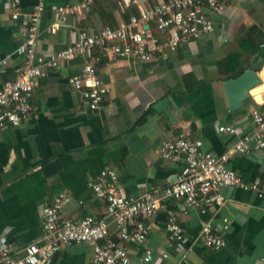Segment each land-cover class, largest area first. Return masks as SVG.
<instances>
[{"label": "crops", "instance_id": "0c3cea01", "mask_svg": "<svg viewBox=\"0 0 264 264\" xmlns=\"http://www.w3.org/2000/svg\"><path fill=\"white\" fill-rule=\"evenodd\" d=\"M39 1L21 0L19 9L30 14ZM44 1L37 51L45 57L76 41L80 30L103 25L89 8L49 31L58 18V4L81 0ZM222 1L225 9L214 16L215 32L181 43L154 60L112 59L96 47L91 62L110 86L100 109L89 108L83 94L68 81L80 72L84 57L46 68V75L37 78L33 90L37 114L19 126L0 128V241L12 243L17 250L42 242V209L60 192L71 197L63 214L75 220L105 216L106 200L96 196L88 184L103 168L117 170L125 195L152 192L161 196L167 185L188 171L183 157L171 161L163 157L165 141L186 133L201 138L206 149L224 154L252 130V114L264 110V105L250 96L242 107L230 109L219 61L241 47L239 40L250 26H264V0ZM13 11L11 0H0V57H9L11 63L0 80L16 77L22 64L16 50L25 38ZM122 11L118 0L116 15ZM258 55L264 56V43L251 58ZM238 66L230 64L223 71L228 76ZM165 97L173 117L154 108ZM227 123L235 125V134L218 129ZM228 166L247 182L264 178V158L257 153H234ZM225 194L228 199L223 205L206 212L191 209L183 213L178 201L166 199V208L176 211L185 235L176 250L169 247L165 224L156 219L157 214L147 219L152 229L144 244L121 240L113 228L111 238L126 247L134 261L146 246L156 253L171 251L162 264H264V197L241 188H228ZM224 217L230 220L226 230ZM204 220L223 233L225 246L214 249L204 244ZM91 255L90 243L64 246L51 264H94Z\"/></svg>", "mask_w": 264, "mask_h": 264}, {"label": "built area", "instance_id": "2783aa9c", "mask_svg": "<svg viewBox=\"0 0 264 264\" xmlns=\"http://www.w3.org/2000/svg\"><path fill=\"white\" fill-rule=\"evenodd\" d=\"M93 1L58 4V18L48 30L54 31L61 23L68 22L70 16L89 9ZM11 3L14 8L12 17L18 20L25 41L16 50L22 58L17 76L0 80V128L19 126L37 114L38 107L33 102L34 85L37 78L46 75L47 67H57L62 62L84 57L80 72L70 76L68 81L83 94L89 108L100 109L110 86L91 62L96 47L112 59L132 57L151 61L166 50L178 49L181 43L215 32L214 16L225 9L222 0H160L153 5L146 0H121L124 10L137 7L138 13L120 21L117 27L84 28L79 31L76 41L45 57L37 51L38 23L45 1L40 0L30 14L20 11L21 0H11ZM152 22L165 33L164 39L153 33ZM10 64L9 57H0V77L8 71ZM252 119V130L241 135L231 151L224 154L206 149L201 138H192L186 133L165 141L161 146L163 157L169 161L183 157L188 171L167 185L161 196L152 192L143 196L125 195L119 186L117 170L103 168L88 184L96 196L106 200L107 214L101 217L87 215L75 220L63 214V207L71 197L60 192L42 209L43 241L28 243L21 250L8 241H0V264H51L62 247L80 243L92 245L90 261L94 264H162L170 258L171 251L156 253L145 246L134 261L127 248L111 238L112 228L121 240L144 244L152 229L147 219L167 209L166 199L178 201V209L189 213L191 209L206 212L211 207L223 205L228 199L225 194L228 188H241L264 197V178L250 183L228 166L230 156L237 152L257 153L264 158V110H255ZM218 129L236 133L232 123L220 125ZM167 213L168 245L176 250L185 235L176 211L167 209ZM223 221V230H226L230 220L224 217ZM201 236L204 244L214 249L227 244L223 233L210 220L202 221Z\"/></svg>", "mask_w": 264, "mask_h": 264}, {"label": "trees", "instance_id": "16d2710c", "mask_svg": "<svg viewBox=\"0 0 264 264\" xmlns=\"http://www.w3.org/2000/svg\"><path fill=\"white\" fill-rule=\"evenodd\" d=\"M149 5H153L155 2L160 0H146ZM118 10V0H94L90 5L91 15L98 14L101 20V24L109 25L112 27L118 26L120 21L128 20L132 14H137V7L131 9H125L116 15ZM151 28L153 33L160 39H164L165 33L158 27L154 22L151 23ZM243 28L241 33L243 34ZM244 39L239 40L241 47L238 48L236 52L228 56L226 59L219 61L220 63V74L223 78L228 79L230 77H235L243 72L245 69V64L250 62L251 55L254 54L257 48L264 43V26H250V28L244 31L242 35ZM244 44V45H243ZM252 59V58H251ZM236 64L238 67L235 71L231 72L228 76L223 71V67L228 65Z\"/></svg>", "mask_w": 264, "mask_h": 264}, {"label": "water", "instance_id": "95a60500", "mask_svg": "<svg viewBox=\"0 0 264 264\" xmlns=\"http://www.w3.org/2000/svg\"><path fill=\"white\" fill-rule=\"evenodd\" d=\"M262 86H264V56L258 55L246 64L242 73L224 81L225 95L230 109L234 110L242 107L244 101L250 96L259 103V95L255 91ZM259 104L264 105V102ZM169 105L170 100L168 97H165L158 100L154 104V108L173 117ZM167 215V212H159L156 219L166 224Z\"/></svg>", "mask_w": 264, "mask_h": 264}, {"label": "bare ground", "instance_id": "6f19581e", "mask_svg": "<svg viewBox=\"0 0 264 264\" xmlns=\"http://www.w3.org/2000/svg\"><path fill=\"white\" fill-rule=\"evenodd\" d=\"M255 92L259 95V101L263 103L264 102V86H262L260 89L258 88Z\"/></svg>", "mask_w": 264, "mask_h": 264}]
</instances>
